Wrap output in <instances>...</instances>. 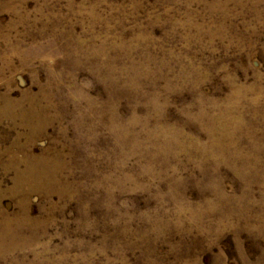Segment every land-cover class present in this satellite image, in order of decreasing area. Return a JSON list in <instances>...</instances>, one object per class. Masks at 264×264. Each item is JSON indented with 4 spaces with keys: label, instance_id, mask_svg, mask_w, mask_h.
Listing matches in <instances>:
<instances>
[{
    "label": "rangeland",
    "instance_id": "374dc122",
    "mask_svg": "<svg viewBox=\"0 0 264 264\" xmlns=\"http://www.w3.org/2000/svg\"><path fill=\"white\" fill-rule=\"evenodd\" d=\"M0 264H264V0H0Z\"/></svg>",
    "mask_w": 264,
    "mask_h": 264
},
{
    "label": "bare ground",
    "instance_id": "6f19581e",
    "mask_svg": "<svg viewBox=\"0 0 264 264\" xmlns=\"http://www.w3.org/2000/svg\"><path fill=\"white\" fill-rule=\"evenodd\" d=\"M38 174V173H37ZM24 175V174H23ZM26 177V176H25ZM5 229H6V227H5ZM4 232V231H3Z\"/></svg>",
    "mask_w": 264,
    "mask_h": 264
}]
</instances>
